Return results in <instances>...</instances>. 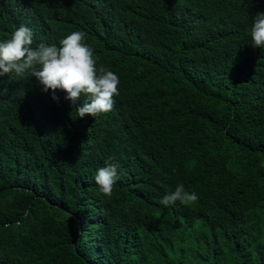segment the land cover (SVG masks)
<instances>
[{
    "label": "trees",
    "instance_id": "1",
    "mask_svg": "<svg viewBox=\"0 0 264 264\" xmlns=\"http://www.w3.org/2000/svg\"><path fill=\"white\" fill-rule=\"evenodd\" d=\"M258 13L264 0H0V41L83 31L120 80L112 111L81 118L84 97L0 77V264H264ZM178 184L198 199L160 204Z\"/></svg>",
    "mask_w": 264,
    "mask_h": 264
},
{
    "label": "clouds",
    "instance_id": "2",
    "mask_svg": "<svg viewBox=\"0 0 264 264\" xmlns=\"http://www.w3.org/2000/svg\"><path fill=\"white\" fill-rule=\"evenodd\" d=\"M86 33L72 31L56 44H33V30L20 25L10 38L0 41V77L15 72L18 76H34L43 85V91L49 89L66 93L65 99L77 107V116L86 114L96 117L113 110L114 97L119 96V77L107 67H97L94 49L85 43ZM253 48L264 49V13H258L250 29ZM109 157L105 166L100 167L95 175V182L101 193L111 196L113 187L119 179L118 163H112ZM198 199L193 191L189 193L183 184H178L175 191L163 196L159 201L164 206L174 205L177 201L189 205Z\"/></svg>",
    "mask_w": 264,
    "mask_h": 264
}]
</instances>
